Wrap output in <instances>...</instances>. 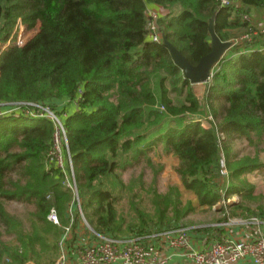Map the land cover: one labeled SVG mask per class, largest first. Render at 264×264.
<instances>
[{
    "label": "trees",
    "instance_id": "1",
    "mask_svg": "<svg viewBox=\"0 0 264 264\" xmlns=\"http://www.w3.org/2000/svg\"><path fill=\"white\" fill-rule=\"evenodd\" d=\"M149 4L164 12L157 20L162 40L196 64L210 51V20L218 38L227 41L231 30L244 27L242 15L264 0H233L228 6L219 0H0L2 43L18 20L26 30L38 24L22 45L11 43L0 52V110H13L0 118V225L12 234L7 240L0 232V264H24L37 254L36 246L56 249L70 223L69 209L71 226L80 217L66 184L71 167L50 161L55 122L25 114L31 107H49L61 121L81 212L98 234L141 236L193 210L173 186L150 196L152 213L139 211L132 200L138 222L123 228L115 204L130 184L120 179V171L141 157L151 163L148 152L158 144L175 158L182 189L200 206L211 208L222 199L210 184V167L222 156L228 170L225 198L238 197L227 207L244 217L264 215V186L247 179L264 167V39L233 44L216 65L205 94L204 126L195 117L202 103L192 84L162 41L148 40ZM161 73L158 98L152 79ZM166 78L175 91H185L176 93L182 95L177 103L167 93ZM57 103L66 106L56 110ZM236 140L253 147V154L240 157L233 150ZM11 200L34 205L30 231L4 208ZM51 209L58 224L47 219ZM210 227L216 226L196 229Z\"/></svg>",
    "mask_w": 264,
    "mask_h": 264
},
{
    "label": "rangeland",
    "instance_id": "2",
    "mask_svg": "<svg viewBox=\"0 0 264 264\" xmlns=\"http://www.w3.org/2000/svg\"><path fill=\"white\" fill-rule=\"evenodd\" d=\"M241 20L244 22V27L233 29L230 31V37L228 41H233L241 38L244 35L252 34V33H260L264 28V24L256 25L251 16L248 13H244L242 15ZM38 30V24L30 30H26L24 25L18 20V23L10 36V38L6 41V43H2L0 41V52L9 44L15 43L16 45H22L26 40L31 38ZM231 51L225 52L224 56L227 55ZM216 66L213 68V70ZM165 74H157L152 79V88L159 98L160 94V85L159 79L161 76ZM207 84H195L192 85V90L196 97L201 101L202 108L195 117L202 120V124L204 126H208L206 120V116L209 117L208 108L205 103V94L207 92ZM164 86L168 89L169 96L172 98L174 103H177L182 99V95L178 96L176 93H185V91L178 92L172 88L170 84V78H166L164 81ZM205 103V105H204ZM66 106L62 103H57L54 105L56 110H60L62 107ZM160 108V106H159ZM29 110L25 109V111ZM31 110V109H30ZM62 110V109H61ZM43 111H45L43 113ZM55 111V110H54ZM53 110L49 109V107H45L43 110H38L37 108L31 110L33 113L44 114L45 117L56 119L57 115ZM54 119V120H55ZM59 137V136H58ZM65 145L62 148L63 154V165L64 169H68V167H72L71 161L69 159L68 153H66ZM233 150L239 152L240 157L243 155L253 154V147L247 145L244 140H236L233 143ZM148 155L151 159V163H148L144 160L143 157L138 161H134L131 164L125 166L124 169L120 171V179L126 183L130 184L128 192H124L122 199L117 202L116 209L118 215H121L124 219V227L125 228L130 221L138 222V216L135 210L132 209L130 202L133 200L135 205H138V210L145 209L146 212L152 213V204L150 201V196L153 195L154 192L165 193L169 190L170 187L179 186L182 192L181 199L183 202L191 201L193 210L188 212L185 217H182L176 223H169L164 221L167 226L180 224L187 228L196 229L200 228L207 224H215L220 223V219L227 216L226 222L234 223L237 221L245 220L251 217L252 215L242 216L233 214L232 209L227 207L228 203L232 201H237L238 197L233 195L231 197L225 198V188L228 183V170L224 166V158L222 156L219 157L217 162H215L210 167V171L212 174L210 184L215 188V190L221 194L222 199L218 201L216 204L212 205L211 208L200 206L190 191H184L180 185V180L176 172L174 171V165L176 163L175 158L171 154H164L161 151V145L158 144L152 150L148 152ZM67 157L68 165L64 164V160ZM65 157V158H64ZM261 159H264V155L261 154ZM66 176H71L70 172H67ZM138 179L142 182H138ZM247 179L250 183L254 184L257 188H262L264 186V167L262 169H258L255 173L249 174ZM134 182V183H133ZM74 197V196H73ZM4 208L11 215L15 216L18 220L21 221L22 227L24 231L31 230V220L34 219L31 213L34 210V205L30 203L20 202V201H4ZM220 207H223V210H220ZM253 207V205H252ZM83 215V213L81 212ZM80 214L81 221L87 223V226H90L86 219L82 218ZM233 214V215H232ZM222 221V220H221ZM224 221V220H223ZM154 230V229H153ZM156 230V229H155ZM0 232L2 238L9 240L12 237V234H6L4 231V227L0 225ZM131 234V233H125Z\"/></svg>",
    "mask_w": 264,
    "mask_h": 264
},
{
    "label": "built area",
    "instance_id": "3",
    "mask_svg": "<svg viewBox=\"0 0 264 264\" xmlns=\"http://www.w3.org/2000/svg\"><path fill=\"white\" fill-rule=\"evenodd\" d=\"M232 2L233 0H219L221 6L231 5ZM159 18V12L148 7L146 11V28L149 41H162L161 33L157 27V20ZM260 38L264 39V28L260 33L255 32L230 41L233 45L242 41L257 40ZM44 108L37 106L38 110H43ZM30 109L34 110L36 107H31L27 111L24 110V113L34 117H41L45 114V111H43V115H38L37 113L31 112ZM11 112L13 110H0V118ZM54 119L52 120L56 125V133L50 150V161L64 169L63 154L61 153L64 145L66 147L65 151L68 153L67 140L61 121L58 117ZM70 175L69 177L66 176V184L72 190L76 202L75 205L81 214V206L72 167ZM69 214L70 222H72L71 209H69ZM81 216L84 218L82 214ZM47 219L55 224L59 223L54 209L50 210ZM237 222L250 226L246 238L233 239L226 236H213L209 238L210 240L204 248H195L192 243L193 229L180 224L153 230L141 236L102 235L92 230L97 240L81 248L78 254V264H165L172 259L173 255L178 256L180 259L188 260L191 264H234L240 260H249L252 264H264L262 218L259 215H253L248 219ZM228 223L230 222L223 221L217 223V226H225ZM65 231H69V226H65ZM166 250H170V252ZM54 264L74 263L68 262L64 255L61 254Z\"/></svg>",
    "mask_w": 264,
    "mask_h": 264
},
{
    "label": "crops",
    "instance_id": "4",
    "mask_svg": "<svg viewBox=\"0 0 264 264\" xmlns=\"http://www.w3.org/2000/svg\"><path fill=\"white\" fill-rule=\"evenodd\" d=\"M237 6H242L237 2ZM148 7L155 9L159 12V16H163V11L160 7L155 4H149ZM248 14L251 16L252 21L256 24H264V5L263 6H252L250 7ZM227 52V51H226ZM202 84V83H198ZM204 84H207L204 82ZM195 85V84H192ZM262 218V229L264 232V215H260ZM77 222L74 226H71L70 222L69 231H65L63 227V233L57 241V248L52 250H43L39 246H36V255H31L24 264H54L56 259L63 254L68 262L78 264V254L82 247L97 240L96 235L92 229L81 221L78 217ZM223 222V221H221ZM211 226L208 230L205 229H193L194 233L192 236V243L195 248H204L210 237H222L226 236L233 239H244L248 236L250 226L247 224H240L238 222L228 223L225 226H217V223L207 224ZM218 228L217 231H215ZM51 240L52 237L47 235ZM170 252V250H166ZM185 264L190 263L188 260L180 259L178 256L173 255L172 259L165 264ZM120 264V263H116ZM191 264V263H190ZM234 264H252L249 260H240Z\"/></svg>",
    "mask_w": 264,
    "mask_h": 264
},
{
    "label": "water",
    "instance_id": "5",
    "mask_svg": "<svg viewBox=\"0 0 264 264\" xmlns=\"http://www.w3.org/2000/svg\"><path fill=\"white\" fill-rule=\"evenodd\" d=\"M208 33L210 37V51L201 57L196 64L190 63L185 56L163 37L162 43L168 48L174 63L180 68L184 78L188 79L191 84L209 81L213 68L224 57L225 52L232 46L231 41H222L218 38L214 32L213 20L209 21Z\"/></svg>",
    "mask_w": 264,
    "mask_h": 264
}]
</instances>
